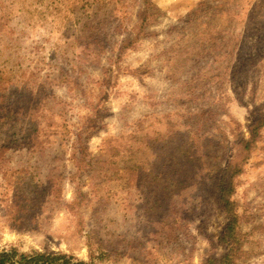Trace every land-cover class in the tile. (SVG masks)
Here are the masks:
<instances>
[{"label":"rangeland","instance_id":"rangeland-1","mask_svg":"<svg viewBox=\"0 0 264 264\" xmlns=\"http://www.w3.org/2000/svg\"><path fill=\"white\" fill-rule=\"evenodd\" d=\"M82 4L0 0V249L217 264L233 173L264 264V0Z\"/></svg>","mask_w":264,"mask_h":264},{"label":"trees","instance_id":"trees-1","mask_svg":"<svg viewBox=\"0 0 264 264\" xmlns=\"http://www.w3.org/2000/svg\"><path fill=\"white\" fill-rule=\"evenodd\" d=\"M85 2V3H84ZM91 2H98V0H83L82 8ZM145 4V3H144ZM143 11V21L146 18L148 8L145 5ZM151 17V16H150ZM264 126V113L255 117L249 125V138L241 144L245 149L251 148V145L256 142L259 137L260 128ZM4 147V146H1ZM243 153V152H241ZM237 154V158H238ZM236 169V167H234ZM228 172L230 171V163L226 167ZM232 176L233 173L228 174L227 179L223 180L218 187V201L221 205L222 211L226 216V223L224 225L221 240L226 244V251L222 254L217 264H235L236 258L240 252L239 237L236 233L237 227V214L234 208V202L230 199L232 192ZM0 264H92L82 260H77L72 256H68L62 253H45L40 251L33 252H20L14 247L10 249H0ZM209 264H213V260L210 259Z\"/></svg>","mask_w":264,"mask_h":264}]
</instances>
